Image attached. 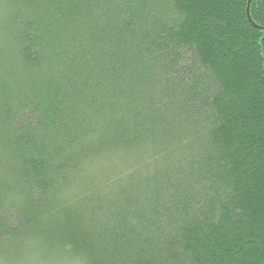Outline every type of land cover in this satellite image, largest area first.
Listing matches in <instances>:
<instances>
[{
  "label": "trees",
  "instance_id": "16d2710c",
  "mask_svg": "<svg viewBox=\"0 0 264 264\" xmlns=\"http://www.w3.org/2000/svg\"><path fill=\"white\" fill-rule=\"evenodd\" d=\"M247 2L8 0L0 264H264Z\"/></svg>",
  "mask_w": 264,
  "mask_h": 264
},
{
  "label": "rangeland",
  "instance_id": "374dc122",
  "mask_svg": "<svg viewBox=\"0 0 264 264\" xmlns=\"http://www.w3.org/2000/svg\"><path fill=\"white\" fill-rule=\"evenodd\" d=\"M8 0H0V36L5 30L4 28L9 25V12H8Z\"/></svg>",
  "mask_w": 264,
  "mask_h": 264
},
{
  "label": "water",
  "instance_id": "95a60500",
  "mask_svg": "<svg viewBox=\"0 0 264 264\" xmlns=\"http://www.w3.org/2000/svg\"><path fill=\"white\" fill-rule=\"evenodd\" d=\"M249 3H250V0H248V2H247V15H248V6H249ZM248 19H249V16H248Z\"/></svg>",
  "mask_w": 264,
  "mask_h": 264
}]
</instances>
